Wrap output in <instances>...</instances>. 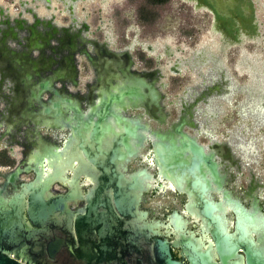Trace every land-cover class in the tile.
Masks as SVG:
<instances>
[{"label": "water", "instance_id": "obj_1", "mask_svg": "<svg viewBox=\"0 0 264 264\" xmlns=\"http://www.w3.org/2000/svg\"><path fill=\"white\" fill-rule=\"evenodd\" d=\"M41 1L51 9V0L31 3L36 9ZM19 4L21 11L14 16L0 5V89L5 85L13 88L10 102L19 112L13 108L10 112L31 123L35 131L38 127L67 130L65 146L70 153L61 162L59 155L48 151L52 159L45 175L38 169H26L33 171L34 177L18 187L14 185L21 172L18 168L6 177L0 188V264H62L59 254L69 243L65 259L73 264H120L118 256L129 260L143 248L149 249L153 264H183L172 257L171 246H181L189 264H264V218L245 210L239 201H231L236 223L234 232L228 233L222 205L210 195L211 186L220 185L217 165L202 146L182 132L184 122L174 126L172 133H154L146 125L122 116V111L140 110L159 123L165 121L158 70L135 72L128 51L116 53L85 39L81 31L86 32L87 25L82 23L84 29L78 25L73 5L66 9L71 23L58 27L52 15H38L28 0ZM26 15L31 16V22ZM234 33L238 35V30ZM76 53L90 63L95 83L101 86L89 92L88 99L95 94L98 103L86 112L80 106L85 98L74 95L66 86L78 84ZM172 71L178 72L175 68ZM208 94L212 93L206 91L196 100ZM257 101L262 102L260 98ZM11 118L2 136L10 124H15ZM48 120L61 125H51ZM139 130L154 136L153 160L159 174L176 191L187 194L186 210L200 218L211 238L208 241L186 231V221L175 222L180 234L173 242L161 238L162 224L139 223L145 217L137 210L144 186L134 176L124 177L119 169H125L124 164L136 157L147 139L143 133L138 134ZM74 158L77 174L94 163L101 167V176L108 184L96 187L92 196H83L79 175L72 181L64 177V165L69 167ZM55 182L67 184L66 192L53 195L50 188ZM7 185L13 186L10 194ZM78 200L84 202L83 206L69 209L68 204L75 205ZM58 229L66 237L63 233L53 236ZM239 248L244 257L237 255ZM129 264L145 263L138 258Z\"/></svg>", "mask_w": 264, "mask_h": 264}, {"label": "flooded vegetation", "instance_id": "obj_2", "mask_svg": "<svg viewBox=\"0 0 264 264\" xmlns=\"http://www.w3.org/2000/svg\"><path fill=\"white\" fill-rule=\"evenodd\" d=\"M195 2L196 7L207 8L214 14L213 31L215 30L217 32L221 30V32H223V35L219 36L218 41H215L216 36L214 34L209 37L210 40L203 42L201 46L192 53V58H184V61H182L190 70H199L197 73L200 79L197 85H187L183 87L179 100L175 99L168 102L177 107L176 116L171 121L169 120L168 113H166L167 116L163 123H159L144 116L140 110L122 111L121 114L131 121H137L140 124L146 125L148 131L154 133H172L174 126L180 124L181 121L184 122L182 132L194 139L198 145L202 146L204 153L208 156L211 155L213 162L217 165L216 170L220 179V185L217 186L213 184L211 186L212 191H210V195L215 203H220L222 205L226 229L228 233L231 234L235 230L236 223V209L235 206L231 204V201H239L245 210L264 218V183L254 177L250 168L249 158H255L258 154L254 147L253 139L248 138L245 140L246 128L234 134H231L228 127L222 130V125H225L223 121L225 119L227 120L229 117H219L224 113L222 102L230 107L232 103L231 97L240 89L247 94L248 99L240 106L241 109L239 114L246 117V115L250 113V115L256 116V119L261 120V124H264L262 120L264 119V83H262V80L259 78L255 79L258 84V86L256 85L257 98H260L262 102L259 101V105H254L252 100H250L253 97H251L249 92L250 89H248V87L251 86V82L249 85L237 86L226 66L232 61L236 62V60L235 53H232L225 45H234L235 43L242 42L243 37L239 36L242 31L246 33L248 38H250V36L253 37L254 30L257 28L256 25H254L255 9L250 0H195ZM243 9L246 10L245 15L242 13ZM235 18L237 19L236 21ZM78 24L82 26V22L79 20ZM228 28L231 34L227 31ZM235 29L238 30V35L236 36L233 35L235 34ZM87 30L88 27L86 32ZM84 32L85 31H81L83 37L85 35ZM85 39L92 40L88 37H85ZM96 42L112 50L109 48V44L106 41ZM84 45L86 47L87 43ZM147 48L152 50L150 46ZM225 49L227 51H225ZM165 50L167 55L172 54L167 45H165ZM112 51L117 53L128 50L122 49ZM225 54L226 58H224ZM75 63L77 66V61ZM241 63L249 66L248 70L251 69L252 65L249 63L248 59H244V62ZM88 64L91 67L89 62ZM181 64V61L177 59L169 67V70L174 73L172 68H175L178 70L175 74H178L180 73L179 67ZM205 65H209V67L204 70V73L202 67ZM260 65L264 67V61H262ZM157 69L153 68L146 71L132 70L138 73H145L154 70L157 71ZM157 77L158 81L162 77L159 70ZM95 80L96 74L94 72L92 80L84 85L85 91L83 93L80 91H70L74 95H81L85 98L83 101H80V106L84 112L98 103L95 94L92 95L91 100L88 99L89 92L92 91L93 93L95 91V89L92 88L96 87V85L97 87L100 86L95 83ZM78 85L79 84L75 87H78ZM161 85L164 87L162 82H158L159 88H162ZM10 88L8 89L5 85L0 89V188L6 182V177L17 168L21 171L14 183L17 187L21 183L33 179V171H26V169H38L39 171H44L45 175V172H47L46 170L49 168L50 160L52 159L48 151L51 150L52 153L59 155V161L61 162L66 158V155L70 153V148L68 149L65 146L68 140L67 130L60 132L45 127H38L35 131L31 123L27 126L24 119L12 115L11 112L13 109H17L16 112H19V108L12 107L10 101L11 97L14 96V92L13 88ZM208 88L213 89V92H210ZM206 91L212 94H208L205 98L196 100V98H200ZM191 94L192 96H190ZM10 116L15 124L12 126V129H8L5 136H2L7 130L6 123ZM152 124H154V126H152ZM142 133L141 130L138 131L139 135ZM146 138L143 146L139 148L136 157L130 158V160L124 164L125 169H123L122 166L119 168L124 177L130 179L134 176L137 178V181L144 186L145 190L142 191V198L138 203L137 210L145 213V217L140 220L139 223L141 224L143 222L151 225L158 222L162 224V227L159 229L161 238L173 242L178 239L180 234V231L175 229V222L178 220L186 221V231H191L196 234L197 237L204 238L205 242L208 241L211 238L207 231L204 230L200 218L196 216L195 213L190 214L186 210V204L189 201L187 194L179 193L173 187L171 189L168 188V184L170 185V183L162 179L159 174L158 168L153 160L152 142L154 136L147 133ZM30 158H33V160L31 161ZM77 167L78 163L75 158L69 167L64 165V177L66 181H72L74 176L79 175L78 184L83 196H92L96 187L108 184V180L103 179V176H101L102 171L100 166L94 163H88L84 170L81 169L79 174H77ZM245 171L248 172V177L244 175ZM24 174H32V178L30 180H23L22 176ZM245 179L246 181H244ZM147 185L149 187H147ZM66 186L67 184L62 185V183L55 182L50 188V192L53 195L63 194L66 192ZM12 191L13 186L7 185L6 192L10 194ZM83 204V201L78 200L75 205L71 203L68 204V207L71 210H76L82 207ZM218 214L221 215V213ZM152 230L156 229L153 228ZM62 233L63 232L58 229L54 231L53 236H61L64 234ZM64 237H66L65 234ZM72 237L74 239L75 235ZM69 240H71V237ZM151 240L152 238L149 239V241ZM69 246H71V243L61 248L59 257L62 264H73V261L67 258L65 259V256L68 257L66 253L69 251ZM147 250L149 249H141V252L136 253L133 257L129 258V260L118 256L117 262L120 264H129V262H136V260L140 258L143 259L145 264H153L154 260H151L152 254L150 253V255ZM170 251L175 260L181 261L183 264H189L187 255L181 246H171ZM236 253L244 257L242 248H239ZM216 261H218V258Z\"/></svg>", "mask_w": 264, "mask_h": 264}, {"label": "rangeland", "instance_id": "obj_3", "mask_svg": "<svg viewBox=\"0 0 264 264\" xmlns=\"http://www.w3.org/2000/svg\"><path fill=\"white\" fill-rule=\"evenodd\" d=\"M28 1L38 15L45 17L52 15L53 22L58 27H66L71 23L68 11L58 0H51L50 10L41 2L36 3L38 7L35 9L31 0ZM250 1L255 9L254 25L257 27L253 37L248 38L242 31L239 34L243 37L242 42L225 45L235 53L236 62L232 61L226 66L239 87L249 85L253 78H259L264 83V67L260 65L264 61V0ZM19 2L20 0H0V5L14 16L21 11ZM195 3V0H80L75 5L74 13L78 20L88 27L87 32H84L85 37L99 42L106 41L109 48L115 51L128 50L132 57L133 70L146 71L158 68L162 75L158 82L164 84V87H158L163 94L162 106L171 121L176 116L177 107L168 102L179 100L183 87L196 86L200 79L197 73L199 70H190L182 61L184 58H192V53L203 42L210 40L209 37L215 34V41H218L220 36L218 32L213 31L212 11L196 7ZM242 13L245 15L246 10L243 9ZM26 18L29 22L32 21L30 15H26ZM8 44L15 46L13 41H9ZM165 45L169 47L171 55H167ZM148 46L152 47V50H149ZM86 47L91 50L90 46ZM224 56L226 58V54ZM177 59L182 64L179 67L180 73L175 74L169 67ZM244 59L251 63L250 70L249 66L241 63ZM76 61L79 85L73 87L66 83V86L70 91L83 93L84 85L92 80L94 71L84 56L76 54ZM207 67L209 65L202 67L204 73ZM247 99V94L239 89L231 97L230 107L222 102L224 113L219 117H229L223 121L225 125H222V130L228 127L231 134L240 132L243 128L247 129L244 138L253 139L258 153L255 158H249L251 173L264 183V124L250 113L246 117L239 114L240 106ZM244 175L249 176L246 171ZM31 178L32 174L22 176L23 180Z\"/></svg>", "mask_w": 264, "mask_h": 264}, {"label": "bare ground", "instance_id": "obj_4", "mask_svg": "<svg viewBox=\"0 0 264 264\" xmlns=\"http://www.w3.org/2000/svg\"><path fill=\"white\" fill-rule=\"evenodd\" d=\"M59 2H61L62 3V5H63V8L64 9H67V7H69L70 5H73V7H74V10H75V4L77 3H75V2H71L70 0H58ZM41 3H42V1H41ZM65 3V4H64ZM24 8H27V6L25 7V5H24ZM46 8V7H45ZM5 12V11H4ZM5 15H7V13H5ZM50 18V17H49ZM79 25V24H78ZM222 25H223V27H224V24L222 23ZM73 31V30H72ZM256 85L258 86V84L256 83V81H255V78H253L252 79V81H251V86L250 87H248V89H250L249 90V92H250V94H251V97H253L252 99H250V100H252V103L254 104V105H256V104H258L259 105V101H257L258 100V98H257V96H255L253 93H256ZM190 96H192V94L190 95ZM196 96H198V95H196ZM189 97V96H188ZM187 99V98H186ZM263 121H264V119H262ZM48 122H49V124H51V125H57V124H59V125H61L60 124V122H56V121H52V120H48ZM28 122H26L25 124H27ZM29 124V123H28ZM9 128V130L10 129H12L13 127H12V125L10 124L9 126H8ZM12 131V130H11ZM10 131V132H11ZM144 133V135L147 137V133L146 132H143ZM13 137H14V135H13ZM30 160L32 161L33 160V158H30ZM147 187H149L148 185H147ZM168 188H172V186L171 185H169L168 184ZM196 218V217H195Z\"/></svg>", "mask_w": 264, "mask_h": 264}, {"label": "crops", "instance_id": "obj_5", "mask_svg": "<svg viewBox=\"0 0 264 264\" xmlns=\"http://www.w3.org/2000/svg\"><path fill=\"white\" fill-rule=\"evenodd\" d=\"M217 32H218V34H219L220 36L223 35V32H221V30H218Z\"/></svg>", "mask_w": 264, "mask_h": 264}]
</instances>
